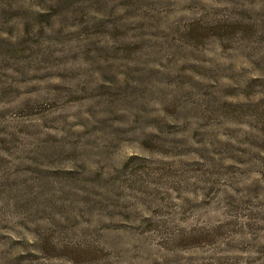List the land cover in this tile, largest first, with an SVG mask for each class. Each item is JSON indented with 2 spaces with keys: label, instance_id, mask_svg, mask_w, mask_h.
I'll return each instance as SVG.
<instances>
[{
  "label": "rangeland",
  "instance_id": "rangeland-1",
  "mask_svg": "<svg viewBox=\"0 0 264 264\" xmlns=\"http://www.w3.org/2000/svg\"><path fill=\"white\" fill-rule=\"evenodd\" d=\"M0 264H264V0H0Z\"/></svg>",
  "mask_w": 264,
  "mask_h": 264
}]
</instances>
